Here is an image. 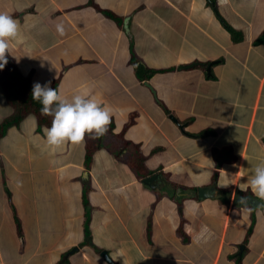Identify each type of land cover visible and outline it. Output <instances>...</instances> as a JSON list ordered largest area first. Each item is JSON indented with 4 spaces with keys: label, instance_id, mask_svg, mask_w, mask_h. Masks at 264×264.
<instances>
[{
    "label": "crops",
    "instance_id": "1",
    "mask_svg": "<svg viewBox=\"0 0 264 264\" xmlns=\"http://www.w3.org/2000/svg\"><path fill=\"white\" fill-rule=\"evenodd\" d=\"M0 11L20 25L0 76L13 66L62 97H98L116 135L45 151L35 116L7 130L0 264H108L103 251L115 264H264V198L248 186L264 160V0H0ZM139 67L153 74L139 80ZM11 114L0 78V124ZM86 192L94 236L82 247Z\"/></svg>",
    "mask_w": 264,
    "mask_h": 264
},
{
    "label": "clouds",
    "instance_id": "2",
    "mask_svg": "<svg viewBox=\"0 0 264 264\" xmlns=\"http://www.w3.org/2000/svg\"><path fill=\"white\" fill-rule=\"evenodd\" d=\"M19 29L16 18L0 11V69L7 62L5 53H9L10 41L16 38ZM56 30L63 33L62 22L56 24ZM31 96L40 102V112L52 117L50 125L43 128L45 143L49 147H58L66 141L79 142L86 132L102 135L107 130L111 109L94 95L75 93L65 98L57 88L50 87L49 82L41 84L37 81L32 85ZM248 186L257 197L264 198V160L252 166ZM248 202L247 196L238 199L242 206H247Z\"/></svg>",
    "mask_w": 264,
    "mask_h": 264
},
{
    "label": "trees",
    "instance_id": "3",
    "mask_svg": "<svg viewBox=\"0 0 264 264\" xmlns=\"http://www.w3.org/2000/svg\"><path fill=\"white\" fill-rule=\"evenodd\" d=\"M228 31L231 33L233 39L235 41H238L241 38V35L233 30L230 27H227ZM243 39H241L242 41ZM258 43L264 44V36L258 41ZM137 77L138 79H142V73L145 71L148 73L146 75L147 77H144L145 80L149 79V77L153 74L152 71H148L144 69L143 67H139L137 69ZM1 86L4 90V94L6 96L7 104L12 110V114L6 118L1 124H0V138L4 136L7 132V130L12 127L19 125L27 116L33 115L37 118L40 126H49L51 123V115L50 114H43L40 112L41 104L38 100H34L31 96V80L30 78H24L22 77L17 69L13 66L7 67L2 70L1 72ZM133 123V118L131 117L125 127L123 128L122 132L129 127ZM112 126L107 125V130L110 135L112 134ZM92 133L86 132L85 136H90ZM102 138L104 136L100 135ZM112 137H115L116 135L112 134ZM122 136V134L120 135ZM119 138V135L118 137ZM100 140V139H98ZM126 141H124L125 143ZM127 145V143H126ZM100 147V144L97 143L95 145H88L87 147V161L91 162L92 155L95 150H97ZM124 149H127L125 146ZM118 149H116L117 151ZM120 153V152H119ZM83 202L85 206L86 211V219H85V229H86V235L90 236L89 232V226H90V213L91 210L90 204L87 199V192L83 196ZM19 230L21 231L20 227Z\"/></svg>",
    "mask_w": 264,
    "mask_h": 264
},
{
    "label": "water",
    "instance_id": "4",
    "mask_svg": "<svg viewBox=\"0 0 264 264\" xmlns=\"http://www.w3.org/2000/svg\"><path fill=\"white\" fill-rule=\"evenodd\" d=\"M124 29H125L126 33H128V30H127V27H126V26H125ZM191 66H192V65H191ZM191 66H187V67H179V70H186V69H188V68H191ZM170 119L173 120V122H175V123L178 124V122H177L172 116H170ZM178 125H179L180 128H182V126H181L180 124H178ZM159 179H160L159 175H158V174H154V175H152V176H150V177H147V178L143 179V183L146 184V185L149 186V187H154L155 182L158 181ZM199 191H200V197L205 198V197H207V196L210 195V192H212V191L214 192V187L211 188L210 190H207L206 188H200ZM213 196H214V195L209 196V197H213ZM239 197H240V195L237 197V204H239V203H238V199H239ZM247 197H248V199H249V202H248L247 205H251V206H261V205H262V202L259 201L258 199L254 198V197H252V196H247ZM239 205H241V204H239ZM75 250H77V248H75ZM75 250H72V251L70 252V254L73 253ZM67 256H68V255L64 256V259H66ZM101 256L105 259V261H106L108 264H115V263L111 260V258L108 256V254H107L106 251H103V252L101 253Z\"/></svg>",
    "mask_w": 264,
    "mask_h": 264
},
{
    "label": "rangeland",
    "instance_id": "5",
    "mask_svg": "<svg viewBox=\"0 0 264 264\" xmlns=\"http://www.w3.org/2000/svg\"><path fill=\"white\" fill-rule=\"evenodd\" d=\"M42 148L46 151V150H48V148H49V146L48 145H46V143H44V145L42 146ZM111 148H113L112 146H111ZM115 151H116V149L115 148H113ZM134 153V152H133ZM130 156V155H129ZM56 229V228H55ZM18 230H19V226H18ZM57 231H59V230H57ZM103 231V230H102ZM104 232L105 233H107L108 231H105L104 230ZM98 233V232H97ZM102 235L105 237V234L102 232ZM92 236H94L93 234H91V236H87L84 240H82L81 242H82V247H85V246H87L86 245V243L88 242L89 243V239L92 237ZM107 238H111L110 236L109 237H107ZM94 242L97 244V245H102V242L100 241V235L99 234H96V238H95V240H94ZM79 248V247H78ZM74 249H75V247H74ZM92 250H94V249H92ZM75 252H77L76 250H75ZM74 252V253H75Z\"/></svg>",
    "mask_w": 264,
    "mask_h": 264
}]
</instances>
